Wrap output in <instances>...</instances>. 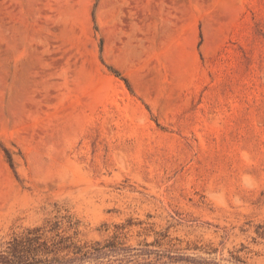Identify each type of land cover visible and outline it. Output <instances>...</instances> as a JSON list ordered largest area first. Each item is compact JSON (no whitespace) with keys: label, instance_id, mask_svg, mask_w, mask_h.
<instances>
[{"label":"rangeland","instance_id":"rangeland-1","mask_svg":"<svg viewBox=\"0 0 264 264\" xmlns=\"http://www.w3.org/2000/svg\"><path fill=\"white\" fill-rule=\"evenodd\" d=\"M0 264H264V0H0Z\"/></svg>","mask_w":264,"mask_h":264}]
</instances>
